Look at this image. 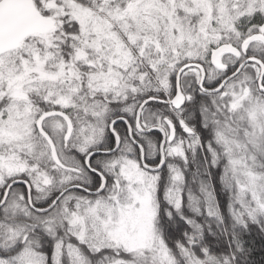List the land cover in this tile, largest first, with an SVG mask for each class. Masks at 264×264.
I'll return each instance as SVG.
<instances>
[{
    "label": "snow or ice",
    "instance_id": "6c2138e0",
    "mask_svg": "<svg viewBox=\"0 0 264 264\" xmlns=\"http://www.w3.org/2000/svg\"><path fill=\"white\" fill-rule=\"evenodd\" d=\"M264 0H0V264H264Z\"/></svg>",
    "mask_w": 264,
    "mask_h": 264
},
{
    "label": "trees",
    "instance_id": "16d2710c",
    "mask_svg": "<svg viewBox=\"0 0 264 264\" xmlns=\"http://www.w3.org/2000/svg\"><path fill=\"white\" fill-rule=\"evenodd\" d=\"M262 259H264V252H262L260 240L256 239L255 241V260L259 262Z\"/></svg>",
    "mask_w": 264,
    "mask_h": 264
}]
</instances>
